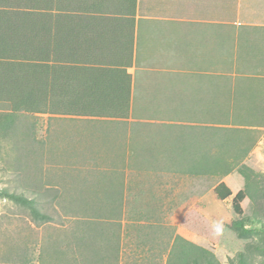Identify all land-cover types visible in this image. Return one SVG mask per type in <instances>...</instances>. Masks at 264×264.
Wrapping results in <instances>:
<instances>
[{
  "label": "crops",
  "instance_id": "1",
  "mask_svg": "<svg viewBox=\"0 0 264 264\" xmlns=\"http://www.w3.org/2000/svg\"><path fill=\"white\" fill-rule=\"evenodd\" d=\"M67 15L53 36L54 47L69 52L61 50L69 61L54 62L59 97L101 100L108 111L55 115L97 121L93 135L117 144L115 153L92 156L97 164L92 175L104 172L106 187L117 180V190H157L155 212L204 213L207 175L185 171L187 148H195L199 161L206 127L221 126L215 116L223 108L230 114H264V0H136L131 15ZM205 116H214L213 123ZM140 141L148 142L145 149ZM214 188L208 196L213 202L241 189L222 200ZM166 225L150 224L156 228L147 235L145 260L157 258L158 240L164 253L172 248L175 236L170 233L167 242ZM190 234L179 235L201 246L198 232Z\"/></svg>",
  "mask_w": 264,
  "mask_h": 264
},
{
  "label": "rangeland",
  "instance_id": "2",
  "mask_svg": "<svg viewBox=\"0 0 264 264\" xmlns=\"http://www.w3.org/2000/svg\"><path fill=\"white\" fill-rule=\"evenodd\" d=\"M67 16L56 14L57 32L67 23ZM23 30L21 37H25L26 27ZM30 47V53L23 57L30 67L37 68V61H50L38 52L36 40ZM54 62H50L53 80L59 77V66ZM228 100L223 98L225 103ZM5 110L9 109L0 107V112ZM243 116L230 114V119L234 117L239 127L247 128L236 138L249 133L256 141L245 163L259 173L261 181V190H255L256 198L244 199L243 216L257 215L264 220V115L260 118L255 115L248 121ZM221 117L226 119L224 114ZM262 122L263 125H256ZM96 125L98 122L94 120L59 117L52 112L19 111L14 127L6 135L0 132V187L35 199L40 210L51 217L47 221L35 220L25 206L0 198V264H165L171 254L170 245L164 253L160 240L155 246L157 258L149 261L144 256L147 235L156 228L150 229V224L156 221L167 224L168 236L170 233L173 237L178 233L191 236V232H198L201 246L212 250L221 264H237L239 251L249 256L251 264L264 263V253L245 247L248 242L263 244L264 232L255 227L252 235L239 238L230 227L231 221L237 218L231 207L232 197L221 202L210 201L208 197L221 181L226 180L234 192L242 188L244 179L236 170L221 178L205 177L204 213L155 212L152 206L157 204V190H117V180L111 186L113 180H110L106 187L108 180L104 172L92 175L91 168L97 165L92 156L101 158L117 149L113 139L93 135ZM163 127L171 131L170 126ZM139 143L144 145L143 149L148 145V142ZM209 146L212 152L219 149L214 144ZM192 147L187 148V159L194 163L197 157ZM170 149L174 150L175 146ZM204 154L200 153L199 159ZM196 215L202 223L198 228L194 226ZM101 228L113 238L112 247H118L119 258L109 252L107 235ZM166 240L169 242L170 236Z\"/></svg>",
  "mask_w": 264,
  "mask_h": 264
},
{
  "label": "trees",
  "instance_id": "3",
  "mask_svg": "<svg viewBox=\"0 0 264 264\" xmlns=\"http://www.w3.org/2000/svg\"><path fill=\"white\" fill-rule=\"evenodd\" d=\"M41 2V3H40ZM44 2V7H43ZM14 6L13 9H10ZM136 0H0V107H5V112H0V132L2 135L11 130L15 125L17 113H65L87 115V111H96L102 115L108 111L107 106L101 104V100L67 99L61 98L60 84L54 83L51 78V63L69 61L62 56L61 50L53 44L54 28L57 13L68 14L71 12L87 13L114 12L122 15L134 13ZM53 16V17H52ZM63 19V17H60ZM69 20V18H66ZM14 24L11 26V24ZM25 24V26H23ZM25 37L21 32L25 29ZM37 37L35 39V36ZM36 40L37 50L44 57L50 58L37 61V68L30 67L29 62L23 58L30 53V43ZM14 57V58H11ZM51 62V63H50ZM223 113L215 116L216 124L221 126L207 125L205 154L199 161L185 164V170L194 175H207L225 177L233 171H237L244 179V186L232 198V209L237 216L230 223L239 238L252 235L257 229L264 232V220L255 215H244L242 202L246 197L256 198V191L261 190L259 173L244 162L256 141H253L249 133L243 138H236L246 127H239L234 117L230 119L228 108H223ZM226 119L222 120V115ZM245 115L248 118L263 117L264 114H233ZM261 115V116H260ZM108 116V115H104ZM207 122L213 123L214 116H205ZM264 119V118H263ZM240 121V122H245ZM249 123V122H245ZM243 123V124H245ZM256 125H263V122ZM247 129V128H246ZM211 144L216 145L218 150L212 152ZM207 147V148H206ZM254 190V191H253ZM214 191L220 199L224 200L232 195V190L220 182ZM253 191V192H252ZM0 198L12 200L29 209L35 220L47 221L50 215L42 212L35 199L27 198L22 194L11 192L5 187H0ZM260 224L257 226L256 224ZM107 233L103 228L100 229ZM109 252L116 253L113 238L105 234ZM104 236V235H103ZM246 249L264 253V243H246ZM170 256L167 264H221L215 253L203 246L197 245L181 235L174 237ZM237 264H251L249 256L244 251L236 254ZM102 259V258H101ZM233 261V259H231ZM264 264V263H262Z\"/></svg>",
  "mask_w": 264,
  "mask_h": 264
}]
</instances>
